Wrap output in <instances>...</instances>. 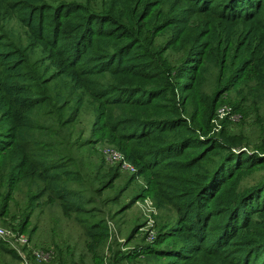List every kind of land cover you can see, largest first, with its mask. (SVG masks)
Instances as JSON below:
<instances>
[{"label": "trees", "instance_id": "obj_1", "mask_svg": "<svg viewBox=\"0 0 264 264\" xmlns=\"http://www.w3.org/2000/svg\"><path fill=\"white\" fill-rule=\"evenodd\" d=\"M149 1L163 4V0ZM180 2L188 6L178 7L177 11L184 12L181 19L189 12L219 18L202 50L197 41L191 48L190 58L197 53L198 63L204 60L205 48L212 55L225 50L230 42L240 48L237 36L245 43L249 38V42L258 41L253 59L256 84L251 93L264 99V0H171L170 11ZM125 4L129 12L150 11L136 0H0V129L8 135L7 141L0 138V186L8 181L11 190L1 200L6 204L14 191L27 184L36 188L31 203L45 196L57 201L65 214L89 212L85 204L92 201L85 195L79 163L68 155L70 142L63 140L59 130L72 122L62 119L72 105L78 112L92 109L99 116L98 131L111 128L121 145V140L127 141L124 152L120 149L126 157L154 172L156 181L148 190L156 206L175 211L176 225L169 230V237L185 246L183 252H168L167 246L154 243L141 251L153 259L147 264H155L158 257L184 260L192 256L196 262L193 256L201 251L211 256L201 264H264V177L256 185L237 189L250 167L264 166V156L234 152L232 147L244 141L230 133L221 132L218 140L197 135L181 118L174 100L167 98L169 103H163L165 88L144 91L140 85L123 87L105 79L130 69L116 62L123 51L116 46L123 37L115 32L106 34L103 25L94 28L93 23H119ZM97 8L108 9L110 18ZM14 20L25 28L24 37L16 33ZM77 31L100 40V58L94 69L81 62L80 49L88 41L78 34L73 43ZM221 69L220 64L216 88L230 90L242 82L243 77L236 81L233 77L238 75L233 73L222 86ZM51 83L58 88L54 94L49 92ZM112 106H119L121 113L111 114ZM139 106L170 111L152 116L143 109L146 117L142 120L135 115ZM127 107L130 110L124 109ZM259 152L264 153V149ZM110 182L102 181L96 192ZM103 224L102 219L89 224L87 235L106 234ZM20 230L24 232L25 227ZM4 243L0 239V248L21 261L23 256ZM53 258L50 264H73L72 259H59L56 253Z\"/></svg>", "mask_w": 264, "mask_h": 264}, {"label": "rangeland", "instance_id": "obj_2", "mask_svg": "<svg viewBox=\"0 0 264 264\" xmlns=\"http://www.w3.org/2000/svg\"><path fill=\"white\" fill-rule=\"evenodd\" d=\"M136 2H142L141 7H147L150 11L147 14L129 12L125 4L119 23L114 20L93 23L94 28L103 25L106 34L115 32L114 35L123 37L116 46L123 49L116 62L130 69L126 74L105 79L123 87L140 85L144 91L165 88L166 92L161 95L165 97L163 103H169L167 98L174 100L179 106L181 118L195 129L197 135L218 140L221 132L230 133L244 141L241 146L232 147L234 152L264 156L263 152H259L264 149V99L260 100L251 93L256 84L254 61L258 41L253 39L249 42V38L247 44L237 36L242 44L240 48H235V44L230 42L217 55L208 54L209 50L205 48L204 60L200 64L196 59L197 53L190 58L191 48L197 41L202 50L203 43L218 24L217 15H191L189 12L184 15L185 19H181L184 12L177 9L185 8L187 4L184 2L172 7L171 11V0H163L162 5L158 2L153 4L149 0ZM95 10L110 18L108 9ZM177 19L178 22H175ZM12 26L16 33L19 31L25 36V28L20 23L14 20ZM230 27L233 28L234 24ZM78 34L83 35V41H88L80 49L81 62H88L94 69L100 58L97 48L100 40L77 31L73 33V43ZM94 40L95 45L90 47ZM220 64L222 86L233 73L238 75L233 77L234 80L240 82L243 77L242 82L230 90L222 91L219 86L216 88ZM245 79L249 80L243 83ZM57 91L56 85L51 83L49 92L54 94ZM109 109L111 114L121 113L119 106ZM124 109L130 110L128 107ZM143 109L152 116L168 114L170 111L135 107L136 117L142 120V117H146ZM96 113L92 109H81L78 112L72 105L62 116V119L72 122L59 130L63 140L70 142L68 155L71 153L78 161L80 178L86 183L85 195L92 201L85 204L88 214L81 212L76 213V216L73 211L65 214L57 201L47 200L45 196L31 203V193L36 188L27 184H22L21 189L14 191L4 204L1 199L11 191L8 190V181H4L0 186V226L12 230L17 236L23 234L28 241L22 242L15 236L3 240L5 247L15 249L23 257L17 261L13 255L0 248V264H50L55 253L59 259H72L73 264H147L153 262V259L141 251L154 243L159 247L167 246L165 248L168 252H183L185 246L169 237V230L176 225L177 220L174 209L168 206L158 208L151 198V190H148L149 185L154 186L156 181L154 172L126 157L123 148L127 141L121 140V145L119 137L111 128L101 133L98 131L100 120L98 115L95 116ZM0 138L7 141V132H1L0 129ZM109 149L119 154V160L109 156ZM121 161L128 163L130 168H123ZM249 172L241 176L237 189L259 183L264 177V166L254 165L249 168ZM110 179L111 182L97 193L95 189L100 183ZM97 219L104 221L107 233L88 236V225ZM214 222L219 223L218 220ZM21 227H25L24 232L20 230ZM39 250L50 252V257L45 260L38 258L34 252ZM193 257L197 259L196 262L192 256H187L184 260L158 257L154 263L201 264V260L211 259L202 251Z\"/></svg>", "mask_w": 264, "mask_h": 264}, {"label": "built area", "instance_id": "obj_3", "mask_svg": "<svg viewBox=\"0 0 264 264\" xmlns=\"http://www.w3.org/2000/svg\"><path fill=\"white\" fill-rule=\"evenodd\" d=\"M108 154L111 158H113L114 160H119V154L112 150V149H109L108 150ZM121 166L123 168H130V165L124 161H121L120 162ZM15 236V238L17 240H21L22 242H27L28 239L27 237H25L23 234H20L19 236H17L12 230H7L6 228L0 226V238L2 240H8L9 237H13ZM34 254L40 258V259H48L50 257V252L48 251H43V250H39V251H35Z\"/></svg>", "mask_w": 264, "mask_h": 264}]
</instances>
